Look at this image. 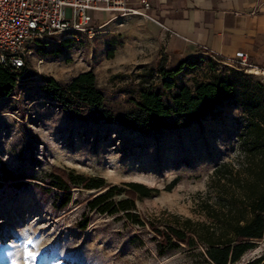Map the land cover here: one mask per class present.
Listing matches in <instances>:
<instances>
[{"label":"rangeland","instance_id":"1","mask_svg":"<svg viewBox=\"0 0 264 264\" xmlns=\"http://www.w3.org/2000/svg\"><path fill=\"white\" fill-rule=\"evenodd\" d=\"M97 17L92 35L51 34L33 42L15 86L0 96V264H211L199 247L159 252L146 225L87 209L94 189L73 187L67 204L57 207L46 174L71 169L111 184L139 181L153 188L134 200L142 218L175 213L204 219L197 197L215 165L234 161L237 133L249 117L239 105V92L186 126L140 132L69 116L39 84L47 77L65 83L91 70L111 107H132L141 85H150L169 103L176 87L200 80L224 77L264 85V73L249 70H264V49L253 61L246 58L244 69L205 59L183 65L170 77L173 85L164 88L158 70L177 62L160 54L161 41L147 28L151 20ZM5 171L18 178L3 179ZM28 252L37 254L35 261ZM227 264H264V234Z\"/></svg>","mask_w":264,"mask_h":264},{"label":"trees","instance_id":"2","mask_svg":"<svg viewBox=\"0 0 264 264\" xmlns=\"http://www.w3.org/2000/svg\"><path fill=\"white\" fill-rule=\"evenodd\" d=\"M192 63L179 60L171 68H159L160 85L171 87L170 77L183 65ZM16 74L0 65V96L10 93L16 84ZM258 85L244 81L236 84L224 77L200 80L192 86L176 87L169 103L150 85H141L133 106L117 109L106 104L91 70L80 71L65 83L45 78L39 84L40 89L69 116L116 122L140 132L186 126L237 92L239 105L249 114L237 133L238 153L234 161L215 165L204 192L197 197L196 208L204 219L175 213L162 219H144L135 210L134 200L149 194L153 188L139 181L106 183L101 176H86L71 169L51 170L46 174L47 184L56 191V206L67 204L73 187L94 189L86 199L87 209L146 225L159 252L180 246L199 247L211 264L237 261L264 234V85ZM5 172L7 178L3 179L18 178L10 171Z\"/></svg>","mask_w":264,"mask_h":264},{"label":"crops","instance_id":"3","mask_svg":"<svg viewBox=\"0 0 264 264\" xmlns=\"http://www.w3.org/2000/svg\"><path fill=\"white\" fill-rule=\"evenodd\" d=\"M139 0H128L137 3ZM147 10L169 28L146 21L161 41L169 63L188 60L222 63L226 56L243 51L254 60L264 49V0H149ZM134 16V15H130ZM129 16V17H130ZM160 44V43H158Z\"/></svg>","mask_w":264,"mask_h":264},{"label":"built area","instance_id":"4","mask_svg":"<svg viewBox=\"0 0 264 264\" xmlns=\"http://www.w3.org/2000/svg\"><path fill=\"white\" fill-rule=\"evenodd\" d=\"M149 8V0L134 4L128 0H0V65L18 73L25 66L31 44L51 34L92 35L98 13L111 17L142 15L172 33L147 11ZM246 58L245 52L236 51L222 62L244 69Z\"/></svg>","mask_w":264,"mask_h":264},{"label":"snow or ice","instance_id":"5","mask_svg":"<svg viewBox=\"0 0 264 264\" xmlns=\"http://www.w3.org/2000/svg\"><path fill=\"white\" fill-rule=\"evenodd\" d=\"M27 256H28L32 261H35V260H36V257H37V254H36V253H32V252H28V253H27Z\"/></svg>","mask_w":264,"mask_h":264},{"label":"bare ground","instance_id":"6","mask_svg":"<svg viewBox=\"0 0 264 264\" xmlns=\"http://www.w3.org/2000/svg\"><path fill=\"white\" fill-rule=\"evenodd\" d=\"M251 67V66H250ZM250 70V72L252 71V72H255V73H258V72H262V73H264V70H259L257 67H252L251 69H249Z\"/></svg>","mask_w":264,"mask_h":264}]
</instances>
